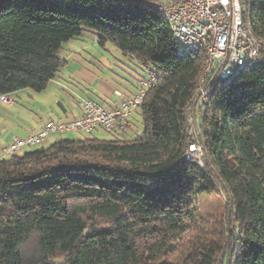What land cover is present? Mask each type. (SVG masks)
Wrapping results in <instances>:
<instances>
[{"label":"trees","instance_id":"trees-1","mask_svg":"<svg viewBox=\"0 0 264 264\" xmlns=\"http://www.w3.org/2000/svg\"><path fill=\"white\" fill-rule=\"evenodd\" d=\"M155 1L0 0V96L43 91L64 44L86 34L158 75L136 137L60 138L0 159V264H264V60L214 86L190 135L205 51L176 46ZM251 1L264 38V0ZM196 140L203 166L186 157ZM213 193L220 218L199 211Z\"/></svg>","mask_w":264,"mask_h":264},{"label":"built area","instance_id":"built-area-1","mask_svg":"<svg viewBox=\"0 0 264 264\" xmlns=\"http://www.w3.org/2000/svg\"><path fill=\"white\" fill-rule=\"evenodd\" d=\"M244 11L240 0H156L154 6L163 11L170 25L174 44L187 53L205 51V65L195 100L186 111L188 133L197 134V122L203 108L209 103L216 84L227 86L249 64L264 60V38L255 35L249 19L251 0H245ZM247 14V16H246ZM144 76L139 80L137 92L123 97L117 107L109 108L91 99L81 101L83 113L72 120H49L40 129L29 132L24 138L15 137L4 148L5 156L20 153L24 148L41 146L53 135L64 133L92 134L103 130L111 134L129 132L130 120L140 108L146 94L158 81L157 73L146 65L141 66ZM11 104L8 95L0 96ZM204 165L203 148L199 140L189 146L186 156Z\"/></svg>","mask_w":264,"mask_h":264},{"label":"crops","instance_id":"crops-1","mask_svg":"<svg viewBox=\"0 0 264 264\" xmlns=\"http://www.w3.org/2000/svg\"><path fill=\"white\" fill-rule=\"evenodd\" d=\"M71 41L76 42L74 45H70V41L64 44L60 53L65 65L43 91L25 89L10 94L8 96L12 99L11 104L0 100V159L6 157L4 148L15 137L24 138L30 131L40 129L49 120H72L80 117L83 113L81 101L84 99L95 100L106 107L114 108L123 97L133 96L137 92L139 80L144 76L138 61L121 52L120 58H115L114 62L96 60L94 54L88 50H95L93 48L99 45L90 34ZM85 55L88 59L94 57V60H88ZM71 59L74 67L65 74ZM27 100L34 102L36 106L33 107ZM138 115L139 110L133 114L130 124H133ZM50 139L48 144L56 141V137ZM28 150L23 149L20 153Z\"/></svg>","mask_w":264,"mask_h":264},{"label":"rangeland","instance_id":"rangeland-1","mask_svg":"<svg viewBox=\"0 0 264 264\" xmlns=\"http://www.w3.org/2000/svg\"><path fill=\"white\" fill-rule=\"evenodd\" d=\"M240 3L242 5V8L244 9V11H247L246 1L240 0ZM246 16H247V14H246ZM75 42L76 41H70V45H74ZM93 49H95V50L91 49V50H88V52L94 54L96 60H98L100 62H105V61H109V60H111V62L112 61L114 62L115 58H120V55H121L120 51L117 48H115L111 43L106 44L104 47L99 45ZM96 51H98V54ZM63 53L65 54V50ZM85 57L88 59V57L86 55H85ZM88 60H94V57L90 58ZM73 67H74V61H73V59H71V61L69 63V67L66 68L64 73L68 74V71L71 70ZM136 70L138 71V69H136ZM117 72H120V71H117ZM120 74H122V73H120ZM30 91H32V90H30ZM27 102L29 103L30 101L27 100ZM29 104L32 105L33 107L36 106L34 102H30ZM134 119H135V121L133 122V124H130L131 126L129 127V132H127L126 135H117L118 137L130 139L132 137H136L137 133L141 132V130L143 128L141 119H139V118H134ZM90 136L96 137L99 139H103V140H111V139L115 138L113 134L108 133V132L103 131V130H97L92 134H82V133L70 132V133H64L61 136L56 135L55 137H56V140H58L60 138L81 139V138H86V137H90ZM55 137L52 136L50 140L55 139ZM35 147H37V146L26 147L24 149L30 150V149L35 148ZM198 206H199V211L203 216L207 215V216H213L216 218H220V217H222V215L224 213V200H223V197L218 193H213V194L203 196V198L200 200Z\"/></svg>","mask_w":264,"mask_h":264}]
</instances>
